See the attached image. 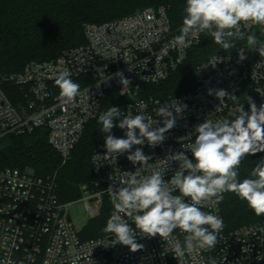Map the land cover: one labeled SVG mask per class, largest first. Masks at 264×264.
<instances>
[{
    "label": "built area",
    "instance_id": "built-area-1",
    "mask_svg": "<svg viewBox=\"0 0 264 264\" xmlns=\"http://www.w3.org/2000/svg\"><path fill=\"white\" fill-rule=\"evenodd\" d=\"M254 26L250 25L247 31ZM180 27L172 29L164 7H146L120 19L84 25L83 44L64 50L50 61H31L21 72L1 79L19 91L11 93L0 87V138L29 135L45 127L48 145L64 164L87 123L98 115L106 94L115 91L131 99L122 112H143L154 120L162 119L156 115L160 106L156 101L164 104L177 99L187 105L183 118H178L176 126L166 133L162 145L150 148L146 142L143 146L145 154L152 157L147 170L142 169L144 174L153 168L168 167L170 153L184 151L191 158L186 148L194 139L188 137L194 127L206 118L223 120L236 113V102H220L207 94L208 89H225L237 96L242 84L248 82L257 107L264 104V56L258 51L252 53L248 47L236 46L195 67L193 90L167 98H134L135 88L159 85L168 79L202 39L215 44L210 35L201 33L199 42L193 41L191 46L181 49L174 40ZM239 50L247 57L242 62L238 59ZM64 69L71 72L73 81L80 79L83 85L80 94L70 102L59 96L55 86L56 76ZM117 72L131 81L123 94ZM115 136L123 137L124 130L119 129ZM103 144L90 160L94 180L80 186L78 201L85 204L87 220L99 216L104 197L111 202L106 189L127 180L126 171L134 172L139 166H133L126 154L118 156L116 163L104 157L95 161L97 154L103 156L106 151ZM177 167V162H171L172 170ZM171 175L172 171L166 172L165 179ZM71 204L58 202L54 177H39L27 169H0V264H18L20 260L24 264H72L76 256L82 257L79 264H87L88 260L91 264H211L212 259L216 264H264V217L232 231L224 226L214 249L177 259L172 243L176 238L183 240L179 230L168 241L159 236H137V242L145 247L135 253L126 246L113 245L115 237L110 235L81 241L80 231L74 228L68 212ZM112 211L113 207L109 216ZM217 214L222 217L220 206ZM28 254L33 261L25 259Z\"/></svg>",
    "mask_w": 264,
    "mask_h": 264
},
{
    "label": "clouds",
    "instance_id": "clouds-1",
    "mask_svg": "<svg viewBox=\"0 0 264 264\" xmlns=\"http://www.w3.org/2000/svg\"><path fill=\"white\" fill-rule=\"evenodd\" d=\"M183 13L182 26L174 37L181 49L191 46L193 41L199 42V35L206 33L222 50L233 49L237 41L243 40L248 49L264 56V40L247 31L250 25L264 29V0H186ZM246 58L245 52L239 50V61ZM71 75L64 69L55 78L59 96L66 102L80 94V84ZM115 75L123 94L131 81L122 72ZM207 94L220 102L225 99L236 102L235 118L215 121L206 118L188 134V137L194 136L186 148L191 158L184 151L170 153L168 167L153 168L148 174L142 169L147 170L152 157L145 154L143 146L146 142L150 148L162 145L166 133L176 126L178 118H183L187 105L177 99L164 104L156 101L160 105L156 115L162 118L158 120L143 112L125 113L115 106L99 114L100 130L107 134L103 144L106 151L103 156L97 154L95 161L104 157L116 163L118 156L126 154L133 166L139 165L134 172L126 171L127 180L106 189L113 211L102 231L115 237L113 245L126 246L135 253L145 247L137 242V236H159L168 241L179 230L183 240L176 238L172 243L177 259L210 251L218 244L224 229V221L217 213L225 193H232L245 202L257 217L264 216V157L256 162L247 177L241 179L239 171L245 156L264 152V104L257 107L247 97L249 110L246 111L245 105L238 103V97L225 89L210 88ZM114 128L124 130V136H115ZM171 162H177L175 170L170 168ZM168 171L172 175L166 180ZM25 259L33 261L30 254ZM81 259L74 257L72 264H79ZM18 264H24V260ZM211 264L216 261L212 259Z\"/></svg>",
    "mask_w": 264,
    "mask_h": 264
},
{
    "label": "trees",
    "instance_id": "trees-1",
    "mask_svg": "<svg viewBox=\"0 0 264 264\" xmlns=\"http://www.w3.org/2000/svg\"><path fill=\"white\" fill-rule=\"evenodd\" d=\"M186 0H0V87L15 93L19 89L1 82L3 77L19 73L31 61H50L64 50L84 43L83 27L86 24H101L129 16L146 7H164L172 29L182 26L183 8ZM255 33L263 40L264 32L254 26ZM236 46L248 47L246 41H237ZM234 49V48H233ZM220 49L207 38L191 49L187 59L177 67L168 79L159 85H145L135 88L134 98H167L193 90V71L208 57L232 51ZM254 53L256 50H251ZM75 82L82 85V80ZM238 103L249 110L247 97H253L248 82L242 84ZM131 99L108 92L101 102L98 115L90 120L83 134L64 164L60 156L47 143V129L40 127L29 135H7L0 138V169L18 168L30 170L39 177H54L56 195L60 203H73L80 199V186L89 185L93 180L90 160L96 149L104 143L107 134L101 132L99 114L109 107L122 111ZM236 107L238 104L236 103ZM236 113L229 119H234ZM119 128L113 129L115 135ZM264 152L247 155L240 165V178L249 175ZM224 226L232 231L241 226L254 224L264 216L257 217L247 204L232 193H225L219 205ZM112 207L107 197L99 216L87 221L79 232L81 241L97 239L111 234L102 229Z\"/></svg>",
    "mask_w": 264,
    "mask_h": 264
},
{
    "label": "rangeland",
    "instance_id": "rangeland-1",
    "mask_svg": "<svg viewBox=\"0 0 264 264\" xmlns=\"http://www.w3.org/2000/svg\"><path fill=\"white\" fill-rule=\"evenodd\" d=\"M261 30V26H258ZM68 212L74 228L77 231H81L87 223L85 204L82 201L74 202L68 207Z\"/></svg>",
    "mask_w": 264,
    "mask_h": 264
},
{
    "label": "water",
    "instance_id": "water-1",
    "mask_svg": "<svg viewBox=\"0 0 264 264\" xmlns=\"http://www.w3.org/2000/svg\"><path fill=\"white\" fill-rule=\"evenodd\" d=\"M263 40H264V37H263ZM109 241L111 242V241H112V239L110 238V239H109Z\"/></svg>",
    "mask_w": 264,
    "mask_h": 264
}]
</instances>
